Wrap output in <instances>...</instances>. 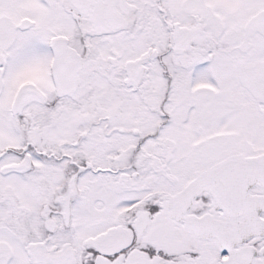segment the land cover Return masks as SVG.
<instances>
[{"label":"snow or ice","instance_id":"obj_1","mask_svg":"<svg viewBox=\"0 0 264 264\" xmlns=\"http://www.w3.org/2000/svg\"><path fill=\"white\" fill-rule=\"evenodd\" d=\"M0 264H264V0H0Z\"/></svg>","mask_w":264,"mask_h":264}]
</instances>
